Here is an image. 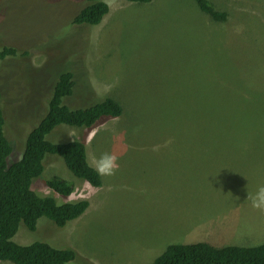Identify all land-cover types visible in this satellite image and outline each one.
Segmentation results:
<instances>
[{
	"label": "rangeland",
	"instance_id": "1",
	"mask_svg": "<svg viewBox=\"0 0 264 264\" xmlns=\"http://www.w3.org/2000/svg\"><path fill=\"white\" fill-rule=\"evenodd\" d=\"M208 1L224 21L195 0H110L93 26L72 25L86 0H0V50L17 51L0 61L10 162L62 73L74 75L69 108L112 98L124 109L49 136L82 141L92 167L93 158L115 154L119 169L93 187L48 155L33 191L89 207L64 227L47 217L35 231L22 224L14 242L73 249L78 264H152L170 244L264 243V211L247 198L264 185V0ZM54 177L73 192L56 193L46 183Z\"/></svg>",
	"mask_w": 264,
	"mask_h": 264
},
{
	"label": "trees",
	"instance_id": "2",
	"mask_svg": "<svg viewBox=\"0 0 264 264\" xmlns=\"http://www.w3.org/2000/svg\"><path fill=\"white\" fill-rule=\"evenodd\" d=\"M86 1L88 5L78 12L72 25H97L110 10V0ZM126 1L149 3L152 0ZM195 1L200 10L214 21L226 19L227 15L217 11L208 0ZM16 54L15 48L5 47L0 50V61ZM73 77L70 72L60 74L53 87L47 113L29 132L24 151L15 162L9 161L14 147L6 135L8 119L0 92V261L14 264H78L73 249L55 248L45 242L23 246L12 240L22 224L35 231L39 219L47 217L58 227H64L82 216L89 207L87 201L59 205L54 198L41 197L33 191V182L43 175L48 155L60 157L76 177L93 187L102 186V177L88 163L86 146L82 141L53 142L49 136L63 125L92 128L103 119L120 118L124 109L112 98H105L87 108H69L65 100L74 93ZM199 127L207 133L217 130L214 125ZM46 183L58 194L69 196L73 192L72 184L62 178L54 177ZM152 264H264V243L221 247L208 242L170 244Z\"/></svg>",
	"mask_w": 264,
	"mask_h": 264
},
{
	"label": "clouds",
	"instance_id": "3",
	"mask_svg": "<svg viewBox=\"0 0 264 264\" xmlns=\"http://www.w3.org/2000/svg\"><path fill=\"white\" fill-rule=\"evenodd\" d=\"M93 167L100 176H113L119 169L118 157L115 154L105 152L99 158H93ZM251 199V206L254 209L264 211V185H261Z\"/></svg>",
	"mask_w": 264,
	"mask_h": 264
},
{
	"label": "bare ground",
	"instance_id": "4",
	"mask_svg": "<svg viewBox=\"0 0 264 264\" xmlns=\"http://www.w3.org/2000/svg\"><path fill=\"white\" fill-rule=\"evenodd\" d=\"M126 1V0H125ZM127 2H130V1H127Z\"/></svg>",
	"mask_w": 264,
	"mask_h": 264
},
{
	"label": "crops",
	"instance_id": "5",
	"mask_svg": "<svg viewBox=\"0 0 264 264\" xmlns=\"http://www.w3.org/2000/svg\"><path fill=\"white\" fill-rule=\"evenodd\" d=\"M217 247H221V246H217Z\"/></svg>",
	"mask_w": 264,
	"mask_h": 264
}]
</instances>
